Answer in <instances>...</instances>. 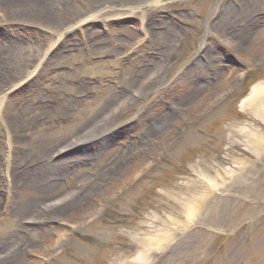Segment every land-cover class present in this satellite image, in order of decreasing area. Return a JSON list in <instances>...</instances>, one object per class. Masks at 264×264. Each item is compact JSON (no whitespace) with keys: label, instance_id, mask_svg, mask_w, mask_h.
Listing matches in <instances>:
<instances>
[{"label":"rangeland","instance_id":"obj_1","mask_svg":"<svg viewBox=\"0 0 264 264\" xmlns=\"http://www.w3.org/2000/svg\"><path fill=\"white\" fill-rule=\"evenodd\" d=\"M66 1L93 19L54 3L57 40L0 0V241L40 264H264V0Z\"/></svg>","mask_w":264,"mask_h":264},{"label":"bare ground","instance_id":"obj_2","mask_svg":"<svg viewBox=\"0 0 264 264\" xmlns=\"http://www.w3.org/2000/svg\"><path fill=\"white\" fill-rule=\"evenodd\" d=\"M9 1H12V3H13L10 6L15 5L14 7H12L15 10L11 11V12H6L4 14V16L7 17L6 18L7 21H21V22L27 23L26 22L27 18H28V22L29 21H36V23H39L40 25L43 24L44 26L49 27V29L51 28V29L56 30L55 34L57 36V40L60 38V36L62 34V32L60 31L61 19H59V20L53 19L54 17L51 16V14H52L51 13L52 10L50 9L51 6L57 7V5H59V2L62 1L61 2L62 5H61L60 10L61 9L64 10V9L68 8L69 12L68 13L64 12L65 15H67L64 17L66 19H68V18L72 19V20L68 21V23L75 20V19L81 23H86V21L93 19V17H92L93 14L85 16L81 11L79 12L71 4L69 5L66 0H8V2ZM86 1H89L92 8H94V9H91L88 6V8L90 9L89 12L95 13L96 12L95 10H97V8H99V6H103L104 4H111V5H116V6L122 7L124 5L125 6L137 5L140 3L141 0H86ZM158 1L159 0H156L155 3H157ZM54 3H56L57 5H55ZM89 3H87V5ZM154 11H156V9ZM18 183H19V181H18ZM34 186H35V184H34ZM25 190H16V193H18V195H20V197H25V198L27 197V195H30V194H34V196H35L36 191H34L32 189H28V193H25ZM12 192L13 191L11 189V194H12ZM19 192H21V194ZM25 194H26V196H25ZM27 204H30V203L28 201L27 202L24 201L23 203H20V206H22V208H24V205H27ZM16 212L18 214H21V210H18ZM14 226L20 228V226L17 224H15ZM17 238H18V236H17ZM14 240L13 241L10 240L11 241L10 243L8 242V240L7 241H5V240L0 241V247H1V249L2 248L4 249V250L0 249V254H1L0 255V264H38V263L40 264L41 263L39 260L34 261V262L30 261L28 259L30 254L26 253V251L24 250L25 247H22V248H20V246L18 247L15 244V243H17V239L15 238ZM59 242H60V238L58 236L57 240L54 242L55 244L53 243L54 246L59 244ZM15 246H17V248H14ZM2 253H4V254H2Z\"/></svg>","mask_w":264,"mask_h":264}]
</instances>
